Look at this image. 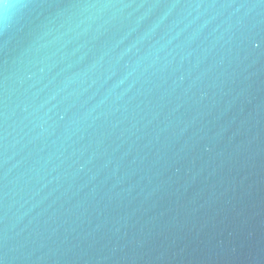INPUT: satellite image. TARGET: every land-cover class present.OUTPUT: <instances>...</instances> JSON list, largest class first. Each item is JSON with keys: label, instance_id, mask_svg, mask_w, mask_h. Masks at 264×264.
I'll return each instance as SVG.
<instances>
[{"label": "water", "instance_id": "water-1", "mask_svg": "<svg viewBox=\"0 0 264 264\" xmlns=\"http://www.w3.org/2000/svg\"><path fill=\"white\" fill-rule=\"evenodd\" d=\"M0 264H264V0H3Z\"/></svg>", "mask_w": 264, "mask_h": 264}, {"label": "clouds", "instance_id": "clouds-1", "mask_svg": "<svg viewBox=\"0 0 264 264\" xmlns=\"http://www.w3.org/2000/svg\"><path fill=\"white\" fill-rule=\"evenodd\" d=\"M0 4H3L4 9L6 10L9 5L3 2V0H0Z\"/></svg>", "mask_w": 264, "mask_h": 264}]
</instances>
